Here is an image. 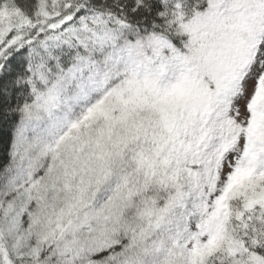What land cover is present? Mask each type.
<instances>
[{"label":"snow or ice","instance_id":"1","mask_svg":"<svg viewBox=\"0 0 264 264\" xmlns=\"http://www.w3.org/2000/svg\"><path fill=\"white\" fill-rule=\"evenodd\" d=\"M0 264H264V0H0Z\"/></svg>","mask_w":264,"mask_h":264}]
</instances>
